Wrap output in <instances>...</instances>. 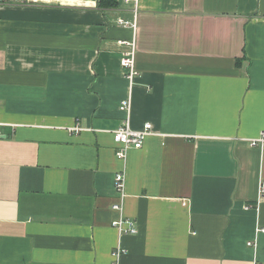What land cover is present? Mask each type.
I'll return each instance as SVG.
<instances>
[{
  "label": "crops",
  "instance_id": "0c3cea01",
  "mask_svg": "<svg viewBox=\"0 0 264 264\" xmlns=\"http://www.w3.org/2000/svg\"><path fill=\"white\" fill-rule=\"evenodd\" d=\"M117 1L0 3V264H264V0Z\"/></svg>",
  "mask_w": 264,
  "mask_h": 264
},
{
  "label": "built area",
  "instance_id": "2783aa9c",
  "mask_svg": "<svg viewBox=\"0 0 264 264\" xmlns=\"http://www.w3.org/2000/svg\"><path fill=\"white\" fill-rule=\"evenodd\" d=\"M49 0H0V3H22V4H45ZM126 3L137 2V0H125ZM119 24L122 26H129L130 23L119 20ZM120 44L127 46L128 50L123 55L121 65L126 72V78L130 84V89L133 87L136 78L139 73L136 68V46L134 41H120ZM120 111L125 114L122 125L113 132L114 141L118 148L116 150V157L118 160L125 161L130 149H142L148 136L152 134V125L145 124L142 130H134L131 127V111H132V97L127 96L120 103ZM84 130L78 124L70 128L71 132L76 134L81 133ZM3 135L0 129V137ZM264 142V139L258 140ZM257 141L254 142L256 145ZM115 189L118 196V203L114 206V210L122 211L124 208V202L127 197L126 193V178L123 173H118L115 180ZM264 199V179H262L259 186V203ZM113 227L116 228L120 235H135L138 233V227L136 222L132 219H126L124 217L119 218L113 222ZM264 234V228L258 226L256 228V238L253 241L248 242V246L254 249L258 247L259 235ZM125 254V250L122 246H117L113 252V261L111 264H120L121 257ZM260 264V263H256Z\"/></svg>",
  "mask_w": 264,
  "mask_h": 264
},
{
  "label": "trees",
  "instance_id": "16d2710c",
  "mask_svg": "<svg viewBox=\"0 0 264 264\" xmlns=\"http://www.w3.org/2000/svg\"><path fill=\"white\" fill-rule=\"evenodd\" d=\"M101 8H114L119 5L117 0H99Z\"/></svg>",
  "mask_w": 264,
  "mask_h": 264
}]
</instances>
